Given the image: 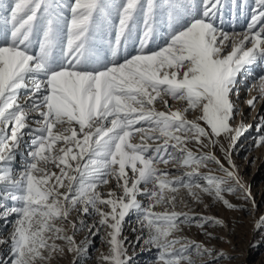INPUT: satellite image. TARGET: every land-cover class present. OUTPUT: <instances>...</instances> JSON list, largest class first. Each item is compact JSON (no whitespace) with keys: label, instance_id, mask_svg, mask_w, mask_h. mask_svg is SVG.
Instances as JSON below:
<instances>
[{"label":"snow or ice","instance_id":"snow-or-ice-1","mask_svg":"<svg viewBox=\"0 0 264 264\" xmlns=\"http://www.w3.org/2000/svg\"><path fill=\"white\" fill-rule=\"evenodd\" d=\"M222 3L124 0L117 8L111 60L102 59L92 48L97 20L108 17L103 0H73L67 6L70 18L62 16L61 5L54 0H13L7 7L0 30V163L10 165L15 159L30 113L39 117L23 171L17 175L11 166L0 168V200L15 202L0 205L4 209L0 216L16 217L9 238L0 240L10 245V264H40L51 252H63L54 242L49 243L51 234L66 240L70 251H80L75 231L71 236L62 235L63 229L54 223L68 220L79 204L84 205L83 214L99 216L97 224L89 228L93 237L102 229L111 230L107 233L111 254L103 257L107 264H130L120 239L130 211L139 213L138 229H133L141 233L136 243L142 240L154 245L160 264H195L193 252L203 255L211 250L175 235L182 224L196 222L195 214L175 210L179 190L187 189L202 202L197 189L233 209L223 193L239 189L245 200L254 203L227 148L231 170L220 166L236 187L210 173L201 176V167L220 161L214 155L196 156L186 146L189 140L202 144V138L221 135L232 146L250 127L230 123L238 111L232 97L238 92L242 71L258 57L264 58V0H257V12L243 34H229L217 25ZM161 9L169 26L175 28L164 46L145 51ZM138 16L143 18L139 50L118 62L119 50L131 39ZM61 20L67 22L66 44L61 40ZM41 26L42 39L34 51L33 37ZM260 90L264 98V77ZM165 97L186 106L172 110ZM157 100L166 111L155 109ZM257 102L252 97L246 103L255 108ZM197 109L205 126L186 118L189 110ZM58 125L67 127L54 133ZM260 127L264 128V117ZM134 134H140L141 143L132 142ZM261 145L264 135L256 144ZM170 161L191 169L184 174L186 180L157 167ZM50 164L59 174L49 170ZM110 176L115 177L122 194L110 191L105 198L97 188L108 184ZM141 195L148 198L147 205L138 199ZM157 207L164 210L157 211ZM209 219L201 216L200 227ZM213 222L222 224L218 219ZM84 226L81 221L80 228Z\"/></svg>","mask_w":264,"mask_h":264},{"label":"rangeland","instance_id":"rangeland-1","mask_svg":"<svg viewBox=\"0 0 264 264\" xmlns=\"http://www.w3.org/2000/svg\"><path fill=\"white\" fill-rule=\"evenodd\" d=\"M108 6L107 20L99 18L97 20V28L94 33V42L92 44L93 50L104 60H111V44L115 40V35L118 27V11L117 8L124 0H103ZM158 4H163L164 0H156ZM13 3V0H2L0 2V18L6 14L7 7ZM54 3L60 4L63 17H69L68 5L73 3V0H54ZM199 4L200 0H196ZM257 0H223L221 11L217 16V25L223 31L229 34H243L247 31L248 25L252 22V16L257 12ZM142 16L137 17V27L131 39L126 46H122L116 57L118 62H122L126 57L137 54L139 50V41L142 36L143 23ZM2 20V19H0ZM260 25H257V28ZM66 20H61V40L66 44ZM175 25L171 27L167 21V16L161 9L157 14L155 22V32L152 39L148 42V50H158L159 47L164 46L166 39ZM1 29V26H0ZM42 26L37 30L33 37V50L38 51V41L42 39ZM264 77V58H257V61L245 68L238 78V92L232 97L235 107L238 110L234 116L233 127L243 123L250 126L242 135L229 146L228 139L221 135L220 137L212 136L211 139L202 138L203 143L198 144L194 139L187 142V148L196 156L214 155L220 164L215 161H209L207 167H201L199 172L201 176H207L209 173L228 180V184L236 187L234 180H229L226 172L223 169H229V159L225 155L224 149L227 148L230 152L231 161L235 164L236 170L242 181L251 191L253 200H245L243 193L237 189L234 192H224L225 199L230 201L235 207L228 209L222 201L215 199L207 193L199 192L198 202L191 195L187 189L181 188L177 193V202L175 210L178 212H188L195 214L196 222L185 223L181 225V231L176 232L175 235L183 237L188 241L204 245L211 250V254L196 255L192 253V258L195 264H264V225L261 221L264 220V145L256 146L258 138L264 135V128L260 127L261 118L264 117V98H261L260 78ZM253 95V96H252ZM252 97H257L258 102L255 108L246 106L247 100ZM168 104L172 110L183 109L186 105L182 101H176L170 97ZM23 102V93L21 98ZM157 111H166V106L159 100L155 103ZM29 115V127L22 130L23 140L16 149L15 159L10 165L0 163V168L11 166L14 172L19 175L28 161L27 153L30 150V141L35 134V129L39 127L35 123L39 119L38 115L32 117ZM188 120H193L205 126L203 121L198 118L201 115L199 109L189 110L186 114ZM140 125H137L139 127ZM67 125H58L54 129V133L60 131ZM216 143L213 144L212 141ZM133 143H141L140 134H134L132 138ZM151 143V142H150ZM162 143V141H160ZM223 146V147H222ZM57 148L60 147L58 144ZM179 156L180 154L177 153ZM223 165V169L220 165ZM157 167L167 169V171L174 177H184L190 168L182 165L179 161H170L168 165L159 164ZM50 171H55L59 174V169L54 165H49ZM129 171V176H131ZM203 185V179L199 180ZM143 188L144 185H141ZM227 187V185H225ZM67 189H61L66 191ZM2 191V188H0ZM97 191L103 196L107 197L110 191H116L117 194H122L114 176L109 177L108 184L99 185ZM138 199L147 205L148 198L146 196H138ZM13 201L0 200V205L13 206ZM83 204L77 205L68 220L57 219L54 221L56 227L63 229L62 235H73L75 231V242L80 246V251H70L71 247L66 240L55 239V234H51L53 239L49 243H55L58 247L63 248V252L53 251L50 256L45 252L49 259L40 262V264H107L103 259L104 256L111 254V248L107 242L109 237L107 233L110 229H102L100 234L93 237L89 228L93 224H97L99 216L93 214L85 215L82 213ZM105 211L109 209L105 206ZM4 209L0 207V212ZM157 211H163L162 207H157ZM91 211V210H90ZM139 213L130 211L125 218L121 240L124 241V247L127 249V256L131 257L130 264H160L159 250L154 245L144 244L141 240L136 243L137 236L141 235L140 231H133L138 229L137 216ZM211 218L203 227H200L199 218ZM16 217L14 215L8 216L6 219L0 216V240H7L12 233L13 225ZM220 220L222 224H216L214 220ZM84 222V227L80 228V222ZM76 223L78 231L73 228V223ZM94 231V229H93ZM146 235V233H145ZM126 238V239H125ZM179 247V245H177ZM8 243H0V264H10L12 254L9 250ZM221 253L223 255H221Z\"/></svg>","mask_w":264,"mask_h":264},{"label":"bare ground","instance_id":"bare-ground-1","mask_svg":"<svg viewBox=\"0 0 264 264\" xmlns=\"http://www.w3.org/2000/svg\"><path fill=\"white\" fill-rule=\"evenodd\" d=\"M7 1H8V0H7ZM0 17H1V16H0ZM0 19H2V20H0V26H1V29H0V30H2V29H3V18H0ZM252 96H253V95H252ZM22 103H23V102H22ZM246 106H248L247 103H246ZM31 115H32V117L37 116L36 113H32Z\"/></svg>","mask_w":264,"mask_h":264}]
</instances>
